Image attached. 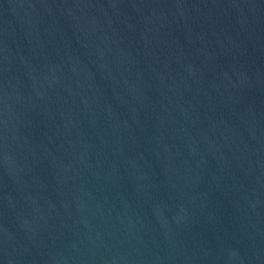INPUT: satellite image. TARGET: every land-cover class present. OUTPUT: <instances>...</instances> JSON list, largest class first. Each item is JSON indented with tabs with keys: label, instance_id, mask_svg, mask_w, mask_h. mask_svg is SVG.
I'll return each instance as SVG.
<instances>
[{
	"label": "water",
	"instance_id": "1",
	"mask_svg": "<svg viewBox=\"0 0 264 264\" xmlns=\"http://www.w3.org/2000/svg\"><path fill=\"white\" fill-rule=\"evenodd\" d=\"M0 264H264V0H0Z\"/></svg>",
	"mask_w": 264,
	"mask_h": 264
}]
</instances>
